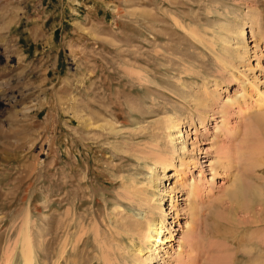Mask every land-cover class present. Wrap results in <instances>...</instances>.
Listing matches in <instances>:
<instances>
[{
  "label": "rangeland",
  "instance_id": "1",
  "mask_svg": "<svg viewBox=\"0 0 264 264\" xmlns=\"http://www.w3.org/2000/svg\"><path fill=\"white\" fill-rule=\"evenodd\" d=\"M256 12L262 21L251 27ZM263 30L264 0H0V262L26 214L36 258L49 264L65 240L67 261L99 264L103 245L117 264H134L124 227L136 218L164 214L157 225L174 237L164 250H143L148 264L204 263L201 248L255 231L239 226L247 214L235 185L258 183L264 197V165L246 178L243 145L264 93ZM168 118L187 120L183 142L166 135ZM155 147L189 163L186 182L169 168L167 180L151 181L162 173L150 159ZM143 184L154 188L150 200L158 189L165 213L123 198ZM119 200L134 209L116 214ZM260 206L254 240L264 239ZM187 235L202 247L191 250ZM14 258L21 264L18 245Z\"/></svg>",
  "mask_w": 264,
  "mask_h": 264
},
{
  "label": "bare ground",
  "instance_id": "2",
  "mask_svg": "<svg viewBox=\"0 0 264 264\" xmlns=\"http://www.w3.org/2000/svg\"><path fill=\"white\" fill-rule=\"evenodd\" d=\"M250 18H252L250 21L251 27L253 25H257V24L259 25L262 21V17H261L260 13H257L254 16L252 15ZM220 30L221 31L219 33V38H220V40H222L225 38L226 32H228L230 30V27L228 25H226ZM244 34H246V33H244V30H242V32H241V38L242 39L245 36ZM259 35H261L262 39L264 40V30H263V33L259 34ZM195 37L199 38L198 35H195ZM233 52H235L236 54L239 53L238 47L235 46V49ZM230 65H232V64H230ZM232 68H234V67H232ZM232 80L238 81L239 76H238V78L236 77ZM209 96H212V95H209ZM207 97H208V94L206 96V101L204 99L201 102L202 106L204 105L205 108H206V105L208 103L207 101L210 100ZM203 98H205V97H202V99ZM225 103H229V101L226 100ZM253 104H254L253 108H255V109H253L252 111H250V110L249 111L251 112L250 114H252L254 112L256 114L251 116L252 120L250 119V121H252V125H253V126H251L252 127V130L250 131L251 133L248 134L249 131L246 133V134H248L246 136V138H248L249 136L251 138H249L250 140L247 141V143L246 142L243 143V145H245V148H244L245 154H246L245 156H247L246 158L249 159L248 161L251 160V162H250L251 166L250 167H248L250 164L249 165L247 164L248 166L245 165L246 168L248 167L247 172H249V173H246V175L245 174L244 175L246 178L251 179V181L256 179L253 176L252 171L256 167H258L257 165H260L259 163H261L260 166L264 165V93L263 94L259 93V96L254 100ZM200 118H202V117H200ZM186 122H187V120H185L183 118L182 119L181 118L180 119L179 118H176V119L175 118H168L163 122L162 125H163V128L168 131L166 133V135H168V137L169 136H175L176 138L183 137V139L181 140V142H183L184 141L183 127H186L184 125ZM252 136H254V137H252ZM171 139H169L170 142L172 141ZM155 148L150 153V159L153 161V163L159 165V167L162 168V173H161L160 178L157 177V174H156V177H155V175L152 176L151 181L155 182V181H157V179H160L162 181L167 180L169 175H167L168 172L165 171V169L169 168V170L171 169L174 173H177L178 175H179V173H181V179H182V181L180 182L181 184H183V182H186L184 177L186 176V173L188 172L189 163L187 161H185L182 156H180L179 157V164H175L172 161V157L169 155V153H168L169 150L167 148H163V149H159L158 147L156 149ZM238 150H239V148H238ZM239 154H241V153H239ZM243 154H244V152H242V155ZM233 155L234 154H232V157H234V159H235V155L234 156ZM237 155H238V153H237ZM237 155H236V159H237ZM244 160L246 161L245 158H244ZM215 163H216V165H220L221 161L219 159H217V160H215ZM244 164H246V162ZM259 171L261 173H264V168L260 169ZM251 172H252V174H251ZM242 178H244V176ZM250 183L251 184L249 186L242 184V183H239V185H235L237 187V189L235 191L236 192L235 197L237 200L236 208H238V209L240 208V210L243 213H245V215L247 214V217L243 218L244 222H242V223H244V225L243 224L239 225L242 228L241 230L245 233H246V230L248 231V229L253 228V226H254V230L255 229L257 230V228H255V227H257L256 223L257 222L261 223V221H262V219L258 218V216H255L256 209H254V207H257V205L260 204L261 206H260L259 210L264 209V206H262V205H264V197L260 196L262 194V192L257 193L258 190L260 191L261 187L258 186V183H255V182L254 183L250 182ZM185 185H187V184L185 183ZM194 186L195 185H193V182H190V186H189V192L190 193H192ZM257 188H260V189H257ZM152 190H154V188L148 187V184H143V186L140 187V189L135 188V190H133V191H129L126 189V191L124 190L125 192H122V193H123V198L127 199V201L128 200L131 201V200L136 199L139 203L137 206H139L140 208H143V207L148 208L150 211V214L152 216L155 215L156 211L157 212L160 211L162 214L165 213V209L163 207V204L161 203L163 196H161L157 200L158 189H156V192L153 194V198H151V200H150L149 194L152 193ZM173 191H174V189L170 188L166 194L167 197H169L170 202L173 201V199L175 198V192L173 193ZM251 193L255 196H252ZM232 197H233V195H232ZM151 202L153 205H151ZM127 206L129 207L128 209H134V207H135L133 205H127V203L125 205L120 201L118 203V207L114 211H115V213L116 212L120 213L122 210H124V208H127ZM129 217L131 218V215ZM24 218L25 219L22 222L23 224L19 229L18 239L14 240L15 242L13 243L12 247H9L6 249V251H4L0 264H15L16 261H15L14 256H15V251L17 249V245H18V248L20 249V258L19 259H20L21 264H49V263H47V261H43V260H42V263H40L38 261V259L36 258V249L34 248L33 233L29 227V220H28L27 214H26V217H24ZM164 219L165 218H164V214H163L160 217V219H157V221H156V218L153 217L151 219L145 220V222L142 223L141 221L137 220V218H136V219L131 220L128 223H126L124 230H125V234L130 237L131 246L134 248L133 254L131 255V258L134 261V264H136L138 261H139L138 264H148V259L150 258V256L148 255L145 258L142 257L143 256V254H142L143 250L146 248H151L152 246H154V249L162 248V250H164L165 247H162L164 245V240H165V237L163 236L164 231H162V228H163L162 226H158L159 224L162 225L164 223ZM201 221H200V223H201ZM189 222H190V220L188 221V223ZM228 222L230 223L229 225H231L232 227H234V228L236 227L235 226L236 223L234 220L229 219ZM253 223H254V225H253ZM192 227H193V224H192ZM188 229H190V228H188ZM92 230H94V233H95V234L93 233L94 234L93 238H94V236H96L98 234L97 233L98 232L97 231L98 225H96L95 229H92ZM256 230L253 232L252 231L249 232V234H247V235L241 234L242 236H240V235L235 236L234 234H231L230 236H226V239H225L226 241H224V243L218 244V245L216 243V245H217L216 248H214V246H211V245H210L212 247L211 249L209 248L210 246H208V248H205V249H203L204 247L201 248L202 250H200L201 251L200 255L204 256V254L205 255L207 254V256H206L207 258L204 259L205 260V262L203 261L204 263L200 262V264H239L240 261H247V262H243V264L244 263L245 264H250V263L251 264H264V239L258 238L259 240H254V239H256V236L259 234L258 232H256ZM202 231H203V229H202ZM254 232L256 233V235L255 234L253 235ZM250 233H252V234H250ZM171 234L169 235L168 238H166L165 241H171L174 239V237H172ZM81 235H82V233H81ZM81 235L77 236V238L75 240V244H77V243L79 244V241L81 240L80 239ZM98 235H97V237H98ZM128 236H127V238H128ZM187 238H189L188 242H189V247L191 248V250L192 249L194 250V249L198 248L199 246L202 247L203 243H202V245H199V246H198V242H197V245L195 244L199 238L196 239L195 236H192V235H187ZM119 240L123 241L122 235H119ZM211 240H213V239H211ZM85 241H86V239H85ZM136 242H138V245H136ZM242 243H244V244L250 243V245L247 248H245V247L244 248L243 247L237 248L236 247L238 244H242ZM84 244H85V242H83V244L81 243V245L83 247H84ZM99 244H101V243L99 242L98 245ZM207 244H209V243H207ZM66 245H67V242L65 240L63 247L59 251V255L55 257L54 261L51 264H93V263H91V260H88V258L86 259L87 260L86 262L81 261L80 258H79L80 261H79V259L77 260V258L73 259L74 257L71 258V259H73L72 262H71V260H69L70 262L67 261V259H68L67 253L68 252L66 249ZM99 247L101 249L100 258H98L99 264L100 263H102V264H117V262L114 261L113 259H111L112 257H110L108 255L109 250L106 251L105 250L106 247H105V249H104L103 245H99ZM81 250H82V248H81ZM211 251L212 252L216 251V254L211 255L210 254V253H212ZM80 252L81 251H79V253ZM75 253H76V251H75ZM156 253L159 254V251ZM72 256H74V255H72ZM97 256H99V255H97ZM94 258H95V256H94ZM200 258H202V257H200ZM96 259H97V257H96ZM193 259H194V257H193ZM92 260H94L93 257H92ZM190 263L191 264H198V261H194V260L191 261L190 260ZM94 264H95V262H94ZM120 264H129V263L127 262V259H123V262Z\"/></svg>",
  "mask_w": 264,
  "mask_h": 264
}]
</instances>
